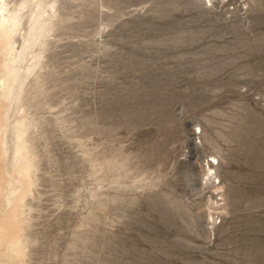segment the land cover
Masks as SVG:
<instances>
[{
    "label": "rangeland",
    "instance_id": "1",
    "mask_svg": "<svg viewBox=\"0 0 264 264\" xmlns=\"http://www.w3.org/2000/svg\"><path fill=\"white\" fill-rule=\"evenodd\" d=\"M0 6L30 186L10 264H264V0Z\"/></svg>",
    "mask_w": 264,
    "mask_h": 264
},
{
    "label": "bare ground",
    "instance_id": "2",
    "mask_svg": "<svg viewBox=\"0 0 264 264\" xmlns=\"http://www.w3.org/2000/svg\"><path fill=\"white\" fill-rule=\"evenodd\" d=\"M1 1L2 0H0V2ZM38 2L39 0H34V3L36 4V6ZM21 5H18V6H21ZM16 11L17 10H15V12ZM41 12L42 10L39 11V14ZM16 15L17 14L13 12L5 13V9H3L2 6H0V43H1L0 46L2 45L4 56L10 50L11 34L13 32V29L17 21ZM11 62L13 61L8 60L4 62L3 64L1 63V65L4 66V68L6 69L5 72H7L9 78L7 76V79L5 81L6 83H4V85L0 83V88H1L0 94L2 98L5 100V104H6L3 109L2 107L0 108V264H10L9 261L11 260L15 263L16 259L17 258L20 259V257H22L24 254L23 253L24 246L22 247L20 244L21 242L20 238L22 236L21 231L22 229H24L22 226V224L24 223H22V220L20 217V209H21L22 199L24 198L25 194L30 190L29 188L30 186L28 185V182H27L29 163L23 160L24 158H23V155L21 154L22 152L24 153V151H22L23 149L21 146L23 145L22 144V134L25 133L27 126L25 127L23 122L20 120H16L15 122L16 124L15 137L19 141L20 144L15 145V151L13 154V156H15L14 160L16 161V164L13 167L14 168L13 170H15V173H16L15 181L19 182L18 186L16 185L12 186L14 184L13 183L14 179L12 178L13 170L11 172L9 170L7 171L5 169V164H4L6 162L5 160L6 152L3 148L4 146L3 145V131H4L3 124L6 120L4 121L3 118L6 117L5 114L7 113L6 111H8V109L6 111L5 109L7 105H9L8 104L9 100H11L9 99V96L11 95V92L13 89L11 78L8 73L9 69L11 68ZM208 169H212V168L209 167ZM7 192L10 194L9 196L6 195Z\"/></svg>",
    "mask_w": 264,
    "mask_h": 264
}]
</instances>
